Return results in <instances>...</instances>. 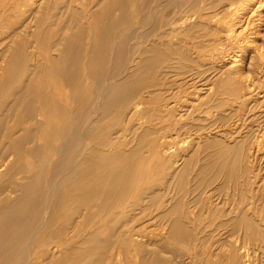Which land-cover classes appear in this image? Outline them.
I'll use <instances>...</instances> for the list:
<instances>
[{"label":"bare ground","instance_id":"1","mask_svg":"<svg viewBox=\"0 0 264 264\" xmlns=\"http://www.w3.org/2000/svg\"><path fill=\"white\" fill-rule=\"evenodd\" d=\"M136 1H134L130 6L118 4V6L115 5L117 13H114V15L112 13V18H107L108 23L106 22L107 25L109 24V27H112V33H108V30L104 32L105 28H103L102 32H100L99 34L103 35L105 38L108 34H111V37L114 38V46L112 49L113 52L111 54L113 57V63L111 65L112 70H109L111 71V75H108L109 78H102V70L98 71L99 76L97 77H99V79H104V81L101 87L100 85L97 86L99 87L98 93H92L95 94V99L92 100L93 102L89 103L90 98L89 101L88 98H85V100L87 99L88 102L84 100V102L82 101L83 103L81 102V104H84L85 102H87L86 104H88L86 106V110L84 111L85 114L83 113V116L80 115L81 117H83V123L82 125H80V127L82 126L81 132H78L81 136V140H84L82 141L83 143L78 141L79 143L83 144V147H79V145L81 144H77L80 149L76 148L75 146L77 143L76 140H78L75 138L78 135L76 134L77 130L75 129L78 125H75V127L72 128V122L74 120L71 121L70 119V123L72 126L70 125V127L68 122L67 125L69 129L67 128V130L69 131V135H65L68 137L67 140L62 139V142L58 143V146L53 149H50L51 144L50 146L48 145L50 151L54 154V156L55 154L58 156V160L56 159V157L55 160H50V156L47 154L48 152L46 153L49 156V158L46 156L47 160L49 159L51 163L56 161V163H53V165L50 164L52 165L50 167L47 165V163H45L46 169L47 166L50 169V171L48 170L50 174V176H48L49 178L46 176L48 175V171L45 175L46 178L49 179L47 189L42 192L43 189H39L41 187L38 188V184H34L38 182V180H40L38 179L40 176H37L38 180H36V182L33 181L35 189L33 188V185L31 186L35 191L33 192V189L31 190V192L29 191L30 195L32 194V192L34 193V195L33 197L29 195L31 197L29 198L27 197V191L30 190V186L28 183H25L26 181L22 178L24 180V183L22 181L21 184L20 182L17 184L19 194L16 195L15 198L13 197L14 199L10 201L9 195H11L15 190H9L8 194H6V198L4 200L1 199L0 264H40L43 262L45 264H67V259L71 257L72 254H74V251L77 252L76 250H74V245H72L71 243V239L73 237L72 235H70V232L72 231L68 232L66 230V228L68 229V225L72 226V224L69 223L71 216H66L69 220H66L67 223L63 224V227L58 226L60 222L59 224L57 223L58 225L56 227V222H54V211L56 207V200H58L55 195L58 193L57 191L63 187V184L61 183H65L71 180L72 184H74V188H71L69 191L66 190L67 194L61 193V197H63V195H67L68 197H70V193H75V196L77 197L78 195H80V197L76 199L71 197L72 199H70L68 202L72 204V208H70V211L74 210V212L76 213V215L74 216L75 218L73 219L75 227L83 224L80 221L81 216H83L82 212L84 211V216H89V209L87 210V207L90 208L89 205L92 201H98L101 210H103V214L100 215L99 219L93 218L89 222V230L94 228V232H96L99 225L104 226L105 224L107 225L110 222V229L116 231L117 228L122 225L121 223L124 222H120V218L124 217L126 213L129 210L131 211V208L134 206L131 205L132 203L130 204L127 201L129 197L134 198L133 203L135 204L137 201L139 202V200L143 201L142 199H144L145 196L149 193H153L152 190L154 188H158V191H162L164 188L163 185L166 182L165 180L167 178H174L178 181L185 180L183 169L185 166V169L189 166V159L192 158L193 153H196L202 145H207L209 142L213 143L214 141H216L215 143H225V141L223 140L224 137L222 138V135L220 133L216 132V134H219L220 136L217 138V140H214L213 137H210L209 132H205L199 135L189 134V136L187 137H191L190 141L185 148L182 147L183 149H181V145L177 144L176 146H174V144L177 142V138H180L179 136L183 134L182 131L184 130L185 126L180 117L187 116L190 118L194 117L193 115L194 113H196L197 117H206V119L207 117H217L218 120H221L223 122V125H226V123H228L229 121V117H244L247 112L253 111L255 108H257V104L261 103V101L258 100L259 97H254L257 96V93H254V91L255 89H260L258 84L264 83V77L260 80H252L249 74L253 72L252 69H256V66L260 69L264 60V0H149L150 3H153V5H148L149 7H147L146 9L145 6V10L141 5H137ZM45 3L48 2L45 0H0V7H8L9 9H11L13 16L17 12L18 16L22 17V15H24L23 13H25L23 7H26L27 5H31L32 7L34 5L38 7L39 11V6H45ZM20 8H22L24 12H20ZM28 8L31 9L30 7ZM33 11L30 13L32 14ZM107 12L110 13V11L108 10ZM156 13H158L159 16L156 17ZM1 15H3L2 10ZM9 15H11V12L9 13ZM105 15V17H107V14ZM0 20H2V18ZM24 22L25 21H23V23ZM6 24L4 26H6ZM145 25L152 26H148V30H142V28L144 29ZM11 26L13 27L12 24ZM8 27H10L9 24ZM109 27L108 29H110ZM8 29L5 28V31ZM0 30H2V27L0 28ZM14 30L15 29H11L13 35L15 34ZM3 33L4 32L2 30V34ZM15 36H17V34H15ZM95 42L91 45H89L88 43L87 44L91 48L92 46H95V48L98 49V43ZM126 45H128L129 47L126 48ZM33 49L35 50V48ZM99 49V53H95L96 55L91 54L87 49H85L87 50V52H89V54L86 55V57L84 56L85 62L83 63V67L84 65L85 67L87 65L90 66L92 61L96 60V57L98 59V55H100V59L101 57H104L106 55L105 53L107 51V45H99ZM70 50L71 49L69 48L68 50L63 49V53L67 55L68 52L70 54L71 52H73ZM93 56L94 60H91ZM70 57H73L74 59L78 58V54H72ZM247 57L248 62H246ZM66 58H68V56ZM35 59H37V57ZM41 62L43 61L38 60V64L40 63L42 67ZM73 62L71 61V65ZM58 63H60L59 59ZM106 64L107 66L103 65L105 66V68L110 67L108 66L109 63ZM32 65L34 64L32 63ZM81 65L82 64H80V67L78 66L79 70H81L80 68H82ZM74 66L75 68L77 66L76 59L74 62ZM46 68L47 72L54 71L53 65H48V67L46 66ZM69 68L67 67L66 71L70 70ZM99 68L101 69L100 64ZM140 69H143L142 71L145 72L147 71V73L149 74V79L147 81L145 80L146 82L142 81V79L133 78V75L136 73V71L139 72ZM20 70H22V68ZM88 70L93 74V70H90V68ZM75 71L76 70H74V72ZM69 73H66V75H69ZM84 73L86 74V72ZM70 74L72 75V73ZM76 76L79 75L77 74ZM81 76H79L78 78H84ZM106 76L104 75V77ZM71 77L72 76H70V79ZM74 77L75 76L73 75V81L78 82H71L75 83L76 85H81L82 82H79L81 79L79 80L77 78L78 80H74ZM91 77L89 79H86L90 80L92 79ZM101 79L99 81H101ZM211 79L212 81L210 82ZM83 81H85V79ZM95 81V85H97L98 78L97 80L95 79ZM71 82L67 84H70ZM85 83L83 84L82 88H84ZM12 88L13 87H11V89ZM150 88H152V91L148 90ZM87 89L88 87L84 88L83 92L84 90L86 92ZM95 91H97V88ZM7 94H9V92ZM5 95L3 97H5ZM85 95H83V97ZM149 95L152 96L148 97ZM87 96L89 95L87 94ZM253 97L254 99H252ZM250 98L252 100H249ZM21 99L22 98L20 97L18 102H20ZM22 101L19 104H23ZM39 101L41 102V100ZM40 102L34 103L31 101L30 103H26V105L28 106V111H30L33 106V114L34 112H36V110L39 111V113L42 112V108H35V105H40ZM232 104L236 105V109L231 110L229 108ZM8 106H10V104ZM53 107H55V105ZM246 109L247 112H245ZM60 110H62V108H60ZM76 110H78V108ZM59 111L58 115L55 114L57 115L56 118H58L59 114L62 113H60ZM67 112L68 111L66 110V113ZM76 112H78L79 114V110L75 111V113ZM68 113L67 116H71L70 114L68 115ZM112 114L115 117V122L109 128L110 130H114V140L112 143H102V138L106 137L109 134L104 135L106 129L100 130L98 126H100L101 121L105 117H108ZM76 115L74 114V117ZM34 116L36 115H33V117ZM33 117H30V120L33 121ZM250 117H264V110H260V112H253ZM40 118L43 119L42 116ZM258 118L250 121L249 125L246 124L248 126V129L246 127V135L241 138V140H239L236 145H234L236 151L234 150L235 153L233 155V158L228 160L229 164L233 165L237 163L240 168H244L238 176L237 185L239 187V193L235 192L231 198L230 194H226L223 199L221 198L212 200L213 195L211 193H207L209 191H207V189H198V187H196L194 190L190 191L189 189H186L185 186L181 187L180 190H178L181 195L178 199L179 205L177 206V203L173 205L171 210L172 212L170 214L160 216V224L157 226L158 228H156L155 231L153 230L152 232H150L148 230H145L150 232V234L147 233L148 235L143 236L145 238H143L144 240H142V243L140 241V238H132L133 236L129 237V234H127V230H119L116 234L118 241H116L115 238L114 240L116 242L127 240L130 247L148 246L152 249H157L160 247V245H165L168 247L170 246L171 255L173 256V258L178 259L179 263L177 261V264H181L183 252L182 250L178 249L176 245L179 243H187L188 249H191L194 245L195 235L197 231L196 226L198 223V219L197 215L195 214V212L197 211H194V209H192L193 207L191 208V206H189L184 201L185 196H187L188 194L190 195L191 192H197V194L195 195V202L199 204L201 212L207 214L211 213L214 216L216 215V217H221L223 213L228 210V214L231 215L230 217H232L233 225L237 226L240 229L244 228V232L248 227L258 225L259 223L257 219H259L260 215L258 214L259 211L256 202L262 201L264 206V172L261 173L256 168L257 166H255L254 164V161H256L257 159V154L264 153V126L259 124L260 121L258 120ZM2 119L3 118H1L0 123ZM65 121L66 120H64V122ZM35 123L37 124V122ZM45 123H42V126H44ZM73 123H75V121ZM237 123L234 125V127L238 126ZM218 125L220 126V124ZM40 126L41 125H39V130L41 128ZM64 126L65 124L63 123V127ZM2 129L3 128L0 127V131ZM229 129L230 128L228 127V129H225V131L223 130L222 133H231ZM94 130H97L98 134L96 133L94 135ZM109 131H107L106 133H109ZM253 131L257 132V134L254 133L255 135L253 134L252 138ZM38 132L39 131H37V133ZM59 132L60 131H58V133ZM51 133L52 132H50V135L52 136ZM26 136H28V134ZM59 136H61V134ZM65 136H63V138ZM91 137H93V140H101V143L98 144L107 148V150H97L95 148H92V145L90 147V141H87V139H90ZM59 138L61 140L62 137ZM23 140L24 139L22 138V141ZM179 140L180 143L181 139ZM22 141H18L20 145ZM49 141L50 140H48V142ZM19 143H17L18 147ZM27 144H23L24 149L25 145ZM10 145L12 147V144ZM20 148L22 149V146ZM51 152L49 153L51 154ZM211 152L212 151H210V153ZM42 155L44 154L42 153ZM37 158L39 157L37 156ZM30 160L32 159L30 158ZM207 160L209 161L210 158ZM43 161H46L45 158L43 159ZM43 161H40V164ZM20 165H24V163H21ZM179 165H182V167L178 168ZM151 166L154 167V171L152 173ZM15 167L14 169L17 170ZM205 167L201 166L202 169H204ZM11 168H13V166H11ZM36 168L34 169L36 170ZM14 169H12L13 172L15 171ZM21 170L23 172L24 170H26V168L23 170L21 166ZM17 171H20V169ZM205 172L208 171L205 170ZM29 173H26L27 177ZM32 174L34 175V172ZM39 174L41 175V172H39ZM8 175L9 178L12 179L13 176L10 177L9 173ZM20 175H23L21 171ZM59 175L61 176L58 178L57 176ZM215 175L211 174V177ZM194 176L192 178H194ZM29 178L32 180L31 177H28V180ZM43 178L44 176L42 177V179ZM207 178L209 179L210 175L209 177L207 176ZM33 180H35V178H33ZM15 182L16 181H14V183ZM0 184L2 185V181ZM12 184H9V187ZM199 184H201V181L199 182ZM209 185L210 184H205L204 182V185L201 184V187H207ZM5 186L7 187L8 185ZM2 187L4 186L2 185ZM43 187H45V185ZM9 189H11V187ZM0 191L2 192L4 190ZM61 191L63 190L61 189ZM59 194L60 193H58V197L60 196ZM192 195L193 194H191L190 196ZM233 197H235V199ZM60 201L61 200L59 199L57 203H61ZM166 201H171V198L166 197ZM64 205L65 204H63L62 207H64ZM60 206L61 205H59V207ZM157 206H159L158 208L161 209L162 207H165L163 206V202L162 204H159ZM68 210L66 208V211ZM79 212L82 215L79 214ZM226 215L227 214H225V216ZM60 218L62 219V216H60L59 219ZM138 219L141 220V218ZM218 224L219 226L227 225V223L223 222H220ZM101 233H103L102 235H105L104 231H101ZM91 235L92 234H88V236L83 237H85L86 239ZM102 235H100V237H102ZM85 239L84 241L81 240V243L85 242ZM258 243H260V241ZM109 244V240L107 239L99 240L96 250L93 254V260L91 261L93 262V264H119L116 256L119 257L120 252H116L115 250L113 252V250L110 251L109 249H107V246ZM87 257L88 256L84 257L85 261ZM214 258V260L209 261V264H255L248 258L247 254L240 249H229L219 257H216L215 255ZM39 259L40 261H38ZM136 261H139V258ZM182 264H184V262ZM257 264L262 263L258 262Z\"/></svg>","mask_w":264,"mask_h":264},{"label":"rangeland","instance_id":"2","mask_svg":"<svg viewBox=\"0 0 264 264\" xmlns=\"http://www.w3.org/2000/svg\"><path fill=\"white\" fill-rule=\"evenodd\" d=\"M45 1L48 2V3H45L46 7L43 5L39 6L40 7L39 11H38V7L34 6V5H33L34 7L33 6L31 7V5H27L26 7H23V9L25 10V13H23L24 15H22L23 18L21 16H18L17 12L13 16L11 9H9L8 7L7 8L0 7V19L2 18V20L5 22V24L7 23L6 26H4L5 25L4 22L2 20H0V26L2 27V30L4 32L2 34V30H0V98H1L0 99V114H1L0 120H1V118L4 119V120L2 119V121L0 123V125H1L0 127L3 128L0 131V143H2V144H0V150H1L0 151V157H1L0 158V173H1L0 174V183L2 181V185L4 186V187H2V185L0 184V188H1L0 190H4L2 192L0 191L1 192L0 193V195H1L0 201H1V199L4 200L6 198V194H8L9 190L10 191L15 190L11 195H9L10 201H12L16 197V195L19 194L17 184L19 182L21 184L22 181L24 183V180L26 181L25 183H28L30 186L29 187L30 190L27 191V193H28L27 197H29V198L33 197V195H34L33 192L35 191L34 186L36 184H38V188L41 187L39 189H41V190L43 189L42 192L45 189H47V186H48L47 184L49 182L48 181L49 179H47L46 176L47 177L50 176L49 167L52 166L53 163H56V161L51 163L50 160H52V159L55 160V157L58 160V158H57L58 156L56 154L54 156V154L50 151V149L57 147L58 143L62 142V139L67 140V138H68L67 136L69 135V131L67 130L68 122H69V126H70L71 125L70 122L73 120L75 121V123H73L74 121L72 122V125H73V126L71 125L72 128H74L75 125H78L75 129V130H77L76 134L79 135V136L77 135V137H75V138L78 140H76L74 138L77 142L75 145L76 148H79L83 145L82 141H84V140H81V136L78 133V132H81L82 126L80 127V125H82V123H83V121H82L83 117H81L80 115L83 116L85 114L84 111L86 110V106L88 105L86 103L89 101V98H90L89 103L93 102L92 100L95 99V94H97L99 91V87H97V86L100 85V87H101L104 79L109 78V76L111 75L110 74L111 71H109V70H112L111 65L113 63V57L111 54L113 52L112 49L114 46V44H113L114 38L111 37V34H108V33H112V29H111L112 27H109V24L107 25V23H108L107 18L111 19L112 16L114 15V13H117L116 6H118V5L130 6L136 0H128V1H126V0L125 1L124 0L123 1H121V0H58V1L57 0L56 1L50 0L52 3L48 0H45ZM150 1L149 0H138L136 2H137V5H141L143 9L146 6L145 7V9H146L147 7L153 5V3H150ZM49 2H50V4H49ZM120 2H122V3H120ZM126 2H128V3H126ZM28 7H30L31 9H29ZM42 7H44V8H42ZM21 9L22 8H20L19 11L24 12L23 9L22 10ZM28 9H29V11H28ZM110 9H113V10H110ZM1 10H2L3 15H1ZM107 10L110 11L111 14L108 13ZM32 11H33V13L31 14L30 12H32ZM10 12H11V15H9ZM112 13H113V15H112ZM105 14H107V17H105L106 16ZM6 15H8L9 17ZM25 16H27L28 18ZM108 16H110V17H108ZM155 16L156 17L159 16L158 13H156ZM6 18H7V20H6ZM13 20L15 21V23ZM6 21H8V22H6ZM12 21H13V23H12ZM23 21H25V22L23 23ZM10 23L13 25V27L11 26ZM8 24L10 25V27H8ZM104 24H105V26H104ZM148 26L150 27L152 25H145L144 29L142 28V30H148V28H149ZM3 27H4V29H3ZM106 27H107V29H106ZM108 27L110 29H108ZM5 28L6 29L9 28V29L5 31ZM103 28H105L104 32L106 30H108V33H106V34H108L106 38L103 35H99L100 32H102ZM11 29L12 30L15 29L14 33L17 34V36H15V34L14 35L12 34ZM39 31H40V33H39ZM81 31H82V33H81ZM40 34H41V36H40ZM87 35L88 36L90 35L91 37L89 36L90 37L89 38ZM88 38H89V40H88ZM97 39H98V41H97ZM95 41L98 43V49L95 48V46L94 47L92 46V48L89 46V45L93 44ZM99 45H101V46L107 45V51L105 53L106 55L104 57H101V59L99 57L100 55H98V59L95 56L96 60H94V56H93L91 59V60H94V61H92L93 65L91 63V65H90L91 67L88 65L86 67L84 65V67H83V63L85 62L84 56L86 57V55H88L89 52L93 55L95 53L98 54L99 50H100ZM128 47L129 46L126 45V48H128ZM33 48H35L36 51ZM62 48L64 50H66V49L68 50V48H69V49H71L70 51H73V52H71L70 54L67 52V55H66L63 53ZM85 49H87L89 52H87V50H85ZM33 52H35V53H33ZM72 54H78V58H75L77 60V66H76L77 69L74 66L75 59L73 57L72 58L70 57ZM109 54H110V56H109ZM67 56H68V58H66ZM36 57H37V59H35ZM58 59H59L60 63H58ZM62 59H63V61H62ZM109 59H110V61H109ZM38 60L43 61V62H41L42 67H41L40 63L38 64ZM247 60H248V57L246 58V62H248ZM20 61H22V62H20ZM71 61L72 62L74 61L72 63V65H71ZM105 61H107V62H105ZM30 62H31V64H30ZM64 62H65V64H64ZM32 63L34 65H32ZM79 63L82 64L81 65L82 68H80L81 70H79V68H78V66L80 67ZM106 63L110 64V65L108 64V66H110V67H106L107 69L105 68V66H103V65L107 66ZM99 64H100L101 69L99 68ZM31 65H32V67H31ZM45 65L47 67H48V65H53L54 71L53 72H47V70H46L47 68ZM69 65H71L72 67ZM62 66H64V67H62ZM263 66H264V60H263V64L261 65L260 69L257 66H256V69H254V70L252 69V71L254 73L251 72L249 74V76L252 80L263 79V77H264V75H263L264 74V67ZM67 67L68 68L71 67V68H69L70 70L66 71ZM21 68H22V70H20ZM89 68H90V70H93V74L91 73V71L88 70ZM74 70H76V71L74 72ZM101 70H102V78H104V79L100 78L101 81H99L100 79L97 76H99L98 71H101ZM142 70L143 69H140L139 72L136 71V73L133 75V78L142 79V81H145V80L147 81L149 79V74L147 73V71L145 72ZM39 71H41V72H39ZM63 71L66 73H69L71 71L70 73H72V75L70 73H69V75L68 74L66 75V73H64ZM87 71H89V72H87ZM77 72H79V73H77ZM84 72H86V74ZM82 73L84 74V76ZM63 74H65L66 76ZM77 74L79 76L82 75L81 77H84V78H78L79 76H76ZM62 75H63V77L64 76L65 77L63 78ZM73 75L75 76L74 80H78V79L80 80L81 79L79 81L80 83L82 82L81 85L79 83H78L79 85L75 84L78 81H73ZM104 75L105 76L107 75V76L104 77ZM70 76H72L71 79H70ZM89 76L90 77L92 76L91 78L93 80L92 79L87 80L86 78L89 79L90 78ZM97 78H98L97 85H95L96 84L95 79L97 80ZM62 79H64V80H62ZM84 79H85V81H83ZM71 81H73L75 83H73ZM211 81H212V79L210 80V82ZM69 82H71V83L67 84ZM83 82L84 83L86 82L84 85V88L88 87L86 92H85V90L83 92V89H84V88H82L83 84H84ZM88 82L90 83V85ZM98 83H100V84H98ZM258 85H259L260 89L259 90L255 89L254 93H257L256 94L257 96H254V97H259L258 100L261 101V103H258L256 106L257 108H255L251 112H247V109H246L245 112H247V113L245 114L244 117H229V121H228V123H226V125H223V122L221 120H218L217 117H207V119H206V117H197L196 113H194V115H193L194 117L189 118L185 115H184L185 117H180L182 122L185 124V126H184V130L182 131L183 134H181L179 136L180 138H177L178 143L176 142L174 144V146H176L178 144V145H181V149H183L187 146V144L190 141L191 137H187V136H189V134L190 135H192V134L199 135V134H201V133L203 134L205 132H209L210 137L211 138L213 137L214 140L215 139L217 140V138L220 136L219 134H216V132L220 133L222 135L221 137L222 138L224 137L223 140L225 141V143L224 142L223 143H220V142L215 143L216 141H214L213 143L209 142L207 145H202L196 153H193L192 158L189 159V166L186 169H185L186 166L184 167L185 171L183 169V175H185V180H182V181L179 180L178 181V180H175L174 178H171V179L167 178L165 180L166 182L163 185L164 188L162 191L161 190L158 191V188H154L152 190L153 193H151V194L149 193L148 195L145 196L144 199H142L143 201L139 200V202L137 201L135 204L133 203L134 198L129 197L127 201L130 204L132 203L131 205H134V206L131 208L132 209L131 211L129 210L126 213L125 216H127V217L124 216L125 218L124 217L120 218V222H122V221L125 222L127 220L128 221L125 223L122 222L121 223L122 225L119 228H117L116 231H114L113 229H110V224H109L110 222L107 225L105 224L104 226L99 225L96 232H94L95 231L94 228L89 230V222L93 218L99 219L100 215L103 214V210H101L100 204L98 201H92L91 204L89 205L90 208L87 207V210L89 209L88 210L89 216H84V211L82 210L83 216H81L80 221L83 224L78 226V227H75L73 219L75 218L74 216L76 215V213L74 212V210L70 211V208H72L71 207L72 204H70L68 202L72 198L76 199V198L80 197V195H78V197H77V196H75V193H70L71 194L70 197H68L67 195H65V196L63 195V197H61V195H62L61 193L67 194L66 190L69 191L71 188H74V184H72L71 180L68 182H65V183H61V184H63V187L61 185V187H62L61 189L64 192L61 191V189L57 191L58 193H60L59 194L60 198L58 197V193L55 195V197L58 198V200H56V207H55V211H54L55 212L54 213V222H56L55 223L56 227L59 224V222H60V224L58 226L63 227L64 226L63 224L67 223L66 220H69L67 217L71 216L69 223H71L72 226L68 225V229L66 228V230L68 232L72 231V232H70V235H72V237H73L71 239V243H72V245H74V250L77 251V252L74 251V254H72V256L67 259V264H81V263L82 264H85V263L93 264V262H91V261L93 260V254L96 250L98 242H99V240H104V239L109 240V243H110L107 246V249H109L110 251L113 250V252L115 250L116 252H120V254L122 255L121 256L119 254V257L116 256V259H117V261H119L118 262L119 264H121V263L122 264H137V263L138 264H177L178 259L173 258V256L171 255V247L170 246L168 247L165 245H162V246L160 245V247L157 249H152L151 247H148V246L130 247L129 242L127 240L116 242V241H118L116 234L119 230H127V234H129V237L133 236L132 238H138V239L140 238V241L142 243V240H144L143 238H145L143 236L150 234V232H152L153 230L155 231L156 228H158L157 226L160 224V221H159L160 216L170 214L172 212L171 210H172L173 205H175L176 203H177L176 204L177 206L179 205L178 199L180 198L181 195L178 192V190H180L181 187L185 186L186 189H189L190 191L194 190L196 187H198V189H207V191L209 190L207 193H211L213 195L212 200L213 199L217 200V199H221V198L223 199L226 194L227 195L230 194V198H231L235 192L239 193V187L237 185L238 176L244 168H240L237 163L233 164V165L229 164L228 160L233 158V155L236 151L234 145H236V143L246 135V132L248 129L247 125H249V122L255 118H258V117H250V115L253 112H260V110H264V97H263V95H264V83L258 84ZM11 87H13L14 90H13V88L11 89ZM96 88H97V91H95ZM9 90H11V91H9ZM148 90L152 91V88H150ZM8 92H9V94H7ZM15 92H17V93H15ZM82 92L85 94L87 93L89 96H87V94L86 95L83 94ZM93 92H95V94H92ZM90 93H91V96H90ZM31 94H33V95H31ZM81 94H83L85 96L83 97V95H81ZM4 95H5V97H3ZM151 96L152 95H149L148 97H151ZM20 97L22 98L20 100V102L23 100L22 101L23 104H19L20 102H18ZM41 97L44 99H42ZM254 97L252 99H254ZM81 98H83V99H81ZM85 98H88V101H87V99L85 100ZM252 99L250 98L249 100H252ZM29 100H31L34 103H38V102H40L39 100H41V102L39 103L40 105L36 104L35 108L36 109H39V107L42 108V112L39 113V111L36 110V112H34V114H33V110H32V109H34L33 106L30 109V111H28V106L26 105V103H30L31 101H29ZM83 100L87 101L84 103L85 105L81 104V102ZM9 104H10V106H8ZM44 104H46V105H44ZM54 105H55V107H53ZM80 105H81V107H80ZM7 107H8V109H7ZM235 107H236V105L232 104V105H230L229 108L231 110H233V109H236ZM13 108H14V110H13ZM60 108H62V110H60ZM72 108L75 110H73ZM77 108L79 110V114H78V112L75 113V111H78V110H76ZM49 109L50 110L52 109L51 110L52 112ZM48 110H49L50 114L48 113ZM66 110L69 112V113L67 112L68 115L70 114L71 116H67ZM5 111H7V112H5ZM58 111L60 113L61 112L62 113L59 114L58 118H56V116L58 115ZM4 112H5V114H4ZM72 113H74L75 115L77 114V115L74 117V114H72ZM30 114H32V115H30ZM55 114H57V115H55ZM33 115H36V116L33 117ZM60 115H61V118H60ZM41 116L44 120L40 118ZM30 117L31 118L33 117V121L30 120L31 119ZM196 117H197V119H196ZM70 119H71V121H70ZM114 119H115V117L113 116V114L108 116V117H105L101 121L100 126H98V128L100 130L106 129V132L109 131L110 130L109 127L111 125H113L115 122ZM51 120H52V122H51ZM64 120H66V121L64 122ZM80 120H81V122H80ZM258 120L260 121L259 124L264 126V124H262V123H264L263 122L264 117H259ZM41 121H43V122H41ZM61 121L65 124L64 127H63V123ZM237 121H238V123H237ZM35 122H37V124ZM42 123H45L44 126H42ZM61 123H62V125H61ZM188 123H190V124H188ZM236 123L238 124V126L234 127V125ZM38 124L41 125L40 130H39ZM218 124H220V126ZM253 125H255V124H253ZM52 126H53V128H52ZM226 126H227V128H226ZM228 127L230 128L229 131H231V133H226V134L224 132L222 133V131L223 130L225 131V129H228ZM246 127H247V129H246ZM249 127H251V126H249ZM79 128H80V130H79ZM212 130H214V131H212ZM233 130H235V131H233ZM37 131H39L40 133L39 132L37 133ZM58 131H60L61 133L60 132L58 133ZM4 132H5V134H4ZM50 132H52L51 133L52 136L50 135ZM66 132H67V134H66ZM106 132L104 135H106V134H109V135L102 138V143H106V142L112 143L114 140V137H115L114 130H110L109 133H106ZM96 133L98 134L97 130H94L93 134L95 135ZM254 133L257 134V132L253 131L252 132V138H253ZM27 134H28V136H26ZM60 134H61V136H59ZM65 135H67V136H65ZM21 136L24 139L23 141H26V142L22 141ZM63 136H65L66 138L65 137L63 138ZM59 137H62L61 140ZM79 137H80V140H79ZM32 138H34V139H32ZM179 139H181L180 143H179V141H180ZM231 139H233V140H231ZM37 140H39V141H37ZM48 140H50V141L48 142ZM228 140L229 141L231 140V141L229 142ZM7 141H8V143H7ZM18 141H20V142L22 141L23 144L28 143L27 145H25V149L23 148L24 147L23 144L21 143V145H20V143ZM31 141H32V143H31ZM78 141H80L82 143H79ZM87 141H90L89 146L91 147V145H92V148H95L97 150H107V148L100 146L98 144V143H101V140L99 141V139L93 140V137H91L90 139H87ZM232 141H233V143H232ZM9 142H10V144H12V147L9 144ZM34 142L36 143L37 146L35 145ZM17 143H19V147H18ZM50 144H51V146H50ZM77 144H81V145H79V147H78ZM48 145L50 146V149H49ZM227 145H228V147H227ZM13 146H14V148H13ZM21 146H22V149L20 148ZM28 148L31 149L32 151L29 150ZM8 149H10V150L14 149L15 151L14 150L10 151ZM18 149H19V151H18ZM26 149H27V151H26ZM231 149H233V150H231ZM12 151H14V152H12ZM210 151H212V152L210 153ZM15 152H17V153H15ZM29 152L30 153L32 152V153L30 154ZM49 152H51V154ZM231 152H232V154H231ZM42 153L44 155H42ZM46 153L50 156V160L48 159L50 162L46 159L47 157L49 158V156ZM20 154H22L23 157ZM27 154H28V156H27ZM51 155H52V157H51ZM37 156L39 158H37ZM53 156H54V158H53ZM205 157H207V158H205ZM30 158L32 160H30ZM44 158L47 162L43 161ZM209 158H210V160L208 161L207 159H209ZM3 159L5 160V162ZM39 159H41V160H39ZM205 160L207 161L208 164L206 163ZM213 160H214V162H213ZM12 161H14V162H12ZM40 161H43V162H41V164H40ZM209 162H211V163H209ZM254 162H255L254 163L255 166H257L256 168L261 173L264 172V153L257 154V159ZM21 163L22 164L24 163V165H20ZM45 163H47V165L49 166L48 167L46 165L47 169L45 167ZM50 164H52V165H50ZM15 165H16V167H15ZM11 166H13V168H11ZM21 166H22L23 170L26 168L27 171L24 170L26 173H29L31 170L34 172V175L36 177L32 174L33 173L32 171L30 172L31 174L29 173V175H31V176H29L27 174L28 177L32 178V180L29 178V180L32 182V184L28 180L26 173L24 171L22 172ZM201 166L202 167L206 166L204 169L207 170L208 172H205V170L202 169ZM14 167L17 170L20 169V171L23 175H20V171L15 170ZM42 167H43V169H42ZM152 167L153 166H151V173L154 171V167L153 168ZM181 167H182V165L178 166V168H181ZM34 168H36V170ZM12 169H14L15 171L13 172ZM47 171H48V175H46ZM7 172L10 174V177L13 176L12 179L9 178V175ZM10 172H12V173H10ZM36 172H38V173H36ZM39 172H41V175L39 174ZM192 173H193V176L195 175L194 178H192L193 177ZM214 173L215 174L217 173V174L215 175ZM211 174L215 175L216 178H215V176L211 177ZM209 175H210V178L208 179L207 176L209 177ZM37 176L38 177L40 176L38 178L40 180L37 179ZM43 176H44L43 179L46 178L47 180L46 179L43 180L42 179ZM60 176L61 175H59L57 177L59 178ZM6 177H7V179H6ZM13 178H16V179L18 178L21 180H18V179L16 180ZM33 178H35V180H33ZM36 180H38V182H36ZM3 181H4L5 185H8L7 187L4 185ZM14 181H16L17 183L16 182L14 183ZM33 181L36 183H34ZM200 181H201L202 185H204V182H205V184H210V185L207 187H204V186L201 187V184H199ZM43 183H45V184H43ZM9 184H12L10 186L12 190L9 189L10 188ZM67 184H69V185H67ZM32 185H33L34 189L31 187ZM42 185L43 186L45 185V187H43ZM59 188H60V185H59ZM190 188H192V189H190ZM214 188H215V190H214ZM16 190H17V192H16ZM31 190L33 192L30 195ZM164 190H165V192H164ZM191 194H193V195L190 196ZM191 194L190 195L188 194L187 196H185L184 201L189 206H191V208L193 207L192 209H194V211H197V212H195V214L197 215V219H198V223L196 226L197 231H196V235H195L194 245L191 249L190 248L188 249L187 243L186 244L179 243L176 245V247L178 249L182 250V252H183V256L181 258L182 259L181 264L183 262H184V264H198V263L199 264L200 263L201 264H203V263L209 264L210 260L215 259L214 258L215 255H216V257H219L229 249H240V250L244 251L247 254L248 258L250 260H252L255 264H257L258 262L264 264V239H263L264 238V232H263L264 231V206H263L262 201L256 202V205H257V208L259 211L258 214L260 215L259 219H257L259 224L255 225V226L248 227L247 228L248 231L245 230V232H244V228L240 229L237 226L233 225L232 217H230L231 215L228 214V210L225 211V213H223L224 216L222 215L221 217H216V215L214 216L211 213L207 214V213L201 212L199 204L197 202H195L196 201L195 195L197 194V192H195V193L191 192ZM146 197H147V199H146ZM166 197L171 198V201L167 202ZM61 198L64 199L65 201L62 200ZM140 198H141V196H140ZM233 198L235 199V197H233ZM59 199L61 200L60 201L61 203H57L59 201ZM161 200L163 202V206H165V207H162V209L158 208L159 206H157L159 204H162ZM164 200H165V205H164ZM173 202H175V203H173ZM66 203L69 206H67ZM193 203H194V205H193ZM63 204L66 205L67 210L69 209L68 211H66L65 205H64V207H62ZM57 205H58V207H57ZM59 205H61V206L59 207ZM93 205H96V206H93ZM148 205H151V206H148ZM68 212H71V213H68ZM132 212H134V213H132ZM145 213H146V215H145ZM58 214H59V216H58ZM79 214H81V213L79 212ZM225 214H227V215L225 216ZM60 216H62V219L61 218L59 219ZM138 218H141V220ZM137 220H139V221H137ZM220 222L227 223V225L219 226L218 223H220ZM150 223H152V224H150ZM124 224H126V225H124ZM137 225H140V226H137ZM145 230H148L150 232L145 231ZM101 231L102 232L104 231L105 235H102L103 233H101ZM112 231H114V232H112ZM113 233L115 236L113 235ZM84 234H86V235H84ZM88 234H92V235L89 236V238L85 239V237L88 236ZM100 235H102V237H100ZM135 235H136V237H135ZM77 236H78V239H77ZM83 236H85V237H83ZM138 236H140V237H138ZM114 238L116 239V241L114 240ZM256 238H258V239H256ZM84 239L86 241L81 243V240L84 241ZM259 241H260V243H258ZM74 243H76V244H74ZM36 250H39V249H36ZM34 251H35V249H34ZM85 256H88L86 258V261L84 260ZM167 256H169V257H167ZM206 256H208V257H206ZM211 256H213V257H211ZM138 258H139V261H136ZM38 261H40V259ZM178 263H179V261H178ZM40 264H45V263L43 262Z\"/></svg>","mask_w":264,"mask_h":264}]
</instances>
